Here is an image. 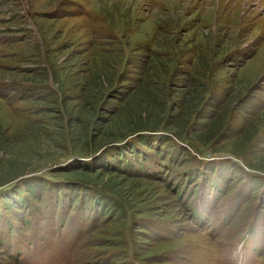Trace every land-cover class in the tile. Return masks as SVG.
<instances>
[{
	"label": "rangeland",
	"instance_id": "1",
	"mask_svg": "<svg viewBox=\"0 0 264 264\" xmlns=\"http://www.w3.org/2000/svg\"><path fill=\"white\" fill-rule=\"evenodd\" d=\"M0 264H264V0H0Z\"/></svg>",
	"mask_w": 264,
	"mask_h": 264
},
{
	"label": "trees",
	"instance_id": "2",
	"mask_svg": "<svg viewBox=\"0 0 264 264\" xmlns=\"http://www.w3.org/2000/svg\"><path fill=\"white\" fill-rule=\"evenodd\" d=\"M141 114H146L147 112L144 110V109H141L140 111H139ZM150 122V124H154V125H150V124H146V126L145 127H143V128H151V126H155L156 124H155V120H151V121H149ZM148 125H150V126H148Z\"/></svg>",
	"mask_w": 264,
	"mask_h": 264
}]
</instances>
